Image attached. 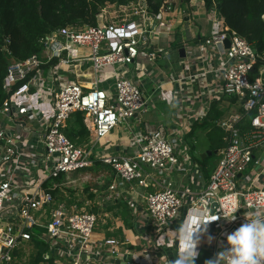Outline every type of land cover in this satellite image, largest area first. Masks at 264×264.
I'll return each mask as SVG.
<instances>
[{"label": "built area", "instance_id": "1", "mask_svg": "<svg viewBox=\"0 0 264 264\" xmlns=\"http://www.w3.org/2000/svg\"><path fill=\"white\" fill-rule=\"evenodd\" d=\"M166 1V7L153 16L147 0L108 4L96 14L95 25L52 29L41 37V50L23 59L13 58L4 46L10 60L0 104V264H16L19 250L31 244L33 227L42 229L39 239L47 245L44 257L51 264H119L116 239H92L99 220L91 210L94 200L57 199L52 191H61L60 184L44 186L52 176L80 172L95 160L110 166L117 180L107 187V202L116 200L118 185L145 189L144 208L136 220L146 236V247L126 250L120 264H169L167 251L176 255L184 247L176 229L189 217L203 214L205 205L214 219L201 225L206 231L198 235L220 224L219 251L226 247V235L239 227L240 212L249 213L245 214L249 219L261 211L264 216V186L254 184L264 170V49L223 28L221 19L213 20L207 35L187 51L204 66L202 73L183 72L166 80L174 84L180 79L209 78L210 87L202 92L209 106L224 98L237 105L215 122L225 142L217 164L207 181L198 172L194 182L186 181L177 189L147 190L192 164L185 137L191 124L207 114L198 107L185 117H172L169 126L150 125L142 118L152 106V98L144 94L147 68L168 55L167 48L155 46V36L170 30L176 1ZM119 66L123 68L117 70ZM106 67L111 69L102 73ZM77 69L91 71L90 86L74 79ZM46 72L53 75L48 84ZM108 78H113L111 90L101 86ZM155 78L159 98L178 109L183 102L179 87L169 92L163 78ZM74 112L82 113L86 144L71 141L65 133ZM119 126L131 136L127 154L92 151ZM249 166L255 168L253 176L247 172ZM234 208L236 218L226 219ZM30 249L32 253L33 246Z\"/></svg>", "mask_w": 264, "mask_h": 264}, {"label": "crops", "instance_id": "2", "mask_svg": "<svg viewBox=\"0 0 264 264\" xmlns=\"http://www.w3.org/2000/svg\"><path fill=\"white\" fill-rule=\"evenodd\" d=\"M173 7V11L171 12L169 17L170 30L168 34L161 33L160 35L155 36V46L167 48L168 55L164 59L162 57L157 58L155 61V65L147 68V75L144 77V94L145 96H149L150 98H152V106H149L148 111L143 114L142 118L150 125L164 124L166 126H169L171 124L170 120L172 117H185V114L187 112L190 113L193 110H196L198 107L202 108L203 111H206L208 114L212 108V105L215 104V108L221 111L220 116L214 120V122H216L220 120V118H222L223 116L227 115L229 111H234L237 108V105L233 106L228 102V99L224 98L221 100L212 101L209 106V104L206 102L208 98L202 95L203 90L210 87L206 85L209 82V78L206 80L202 77H195L190 80L180 79L179 81H175L174 84H169L166 80H168L170 77H174L175 75L176 78H179V76H181L183 72H188L190 74H199L200 72L202 73L204 66H202L200 62L198 64L195 63L193 60L194 58L190 57L187 51L192 49L190 48L192 44H194L195 42H199L203 39L204 36L207 35L208 31L212 26L213 20H220L221 18L215 10H209L205 8L201 0H190L183 7H180L179 4L175 2L173 4ZM199 10H203V12H205V19L193 20V17L197 15ZM172 43H177L178 46L173 47ZM180 48L184 49L183 56H181L178 52ZM189 61L192 62L190 66L186 64ZM89 72H91L89 69L88 72H84V70L77 69L75 71L74 79L80 84L88 87L90 86V81L92 79ZM104 72L105 71H102V73ZM148 72L150 73L149 76ZM156 76H159V78H163L165 82L164 86L167 90H171H169V92H172L173 90H175L176 92L179 87L183 94V102L178 106V109L175 108V105L169 104L165 100L159 98L158 91L155 89V86L153 84V80L156 79ZM112 84L113 78H108L101 82V86L106 87V89L110 90V86H112ZM209 90L211 93L212 90ZM217 103H222L223 106H229V108L227 109V111H223L221 107L217 106ZM206 115L204 118H206ZM169 116L171 118L168 119ZM204 118L200 121L194 122L191 125L193 126L196 123L201 122L202 120H204ZM116 129V133H110L100 141L101 145L104 147V154L124 155L129 152V143L131 136L128 130L124 129L121 126L117 127ZM199 129L201 128L197 127L195 132ZM195 132H193L194 136ZM193 133L192 135L188 134L185 137V143L188 146V150L186 151V153L188 157H190L189 161L191 160L192 164L187 165V169L185 172L173 173L170 176H166V181H164V183L161 180H158L155 182V184H153V186H149L147 190L153 191L156 189H162L166 186L173 189H177L180 184L186 183V181L194 182L197 179L198 172L202 173L199 168L198 162L194 160V154L196 150L195 146L192 145V140L194 139ZM87 140L88 131L81 144L86 143ZM206 151L207 150H205L204 152ZM98 161L99 160H95L94 163ZM88 168L82 171L83 173H86L87 176H89V174L91 173L95 174V171L98 172L97 174H102V172H105L102 169L89 170ZM259 171L260 170L257 168L256 172L258 173ZM247 172L248 174L253 176L255 173V168L249 166ZM205 180L207 181L208 178ZM112 181L115 183L117 182L115 177L112 179ZM254 184L255 186H264V170L260 171V174ZM244 185L246 186L247 183H244ZM105 191H107V188L102 190H97L95 188L94 190L91 189V191H89L86 195L88 199L94 200L92 210L99 216V220L92 234V239L94 241H102L106 238L116 239V241L118 242V244L116 245V249L119 252L118 257L121 260L126 250H129L130 252H135L145 249L146 247V236L143 235V230H139L136 220L138 219L140 213L139 210L142 211V209L144 208L145 189L138 187L134 184L127 183L118 185L116 187V195L118 193V196H116V200H121V202L123 204H126L130 209V213L127 216L128 220H123V212H121L119 207L113 205V202L116 200H114L113 202H107L101 197V193H104ZM90 194L92 196H90ZM245 214L249 215V213L245 211L240 212V215L242 216H240V218L236 220V223L239 226L244 223L246 219H249L248 217H245ZM256 216H263V211L259 212V214L250 216V218H254ZM219 226L220 224H214L213 226H211L208 234L204 235L205 237H203L202 240L198 242V252L200 248L207 249L210 254L208 259L212 258L213 255L220 250V242L222 241V230ZM232 231L233 230H231V232ZM209 235L213 237L211 242L208 241ZM30 245L32 247V244ZM30 245L19 250L22 251L24 254L21 258H19L17 254L16 264H23L24 261L25 264H27V261L29 260L30 255L32 254ZM167 252L170 260L174 261L176 255L171 253L170 251ZM26 257H28L27 260ZM46 261L48 262L47 264H51L52 262L51 259H47ZM119 261L118 259H116V263L120 264L122 262V260L120 262Z\"/></svg>", "mask_w": 264, "mask_h": 264}, {"label": "trees", "instance_id": "3", "mask_svg": "<svg viewBox=\"0 0 264 264\" xmlns=\"http://www.w3.org/2000/svg\"><path fill=\"white\" fill-rule=\"evenodd\" d=\"M130 0H0V104L5 98L2 91V80L10 57L3 50L4 46L11 52L15 59H23L32 54H37L41 50V37L52 29L64 26H93L96 24V14L108 4H125ZM190 0H178L180 7H183ZM207 9L215 10L220 16L223 28H228L229 32L245 38L254 44L256 48L264 49V0H201ZM149 15H157L166 5V0H147ZM173 47L178 46L172 43ZM221 114V111L212 105L210 112L201 122L192 126L189 135L195 132L196 128L206 129L205 135L208 138L206 150L219 152L225 142L224 132L214 122ZM249 116L245 117L248 123ZM247 128V126H244ZM243 127V128H244ZM65 133L68 138L81 144L87 135V129L83 123L81 112H74L68 120ZM206 155L203 159L198 158V165L205 179L209 178L212 171L207 165ZM105 171L104 182L98 186L99 190L107 188L115 177L110 166L101 162H95L90 168ZM84 171V170H82ZM80 171V172H82ZM96 173V171H95ZM65 179V174L60 173L49 178L44 186L61 184ZM57 199L64 198L63 194L56 188L52 191ZM90 196H92L90 194ZM67 202H70L67 200ZM113 205L119 207L122 219L128 220L130 209L121 200H116ZM92 210V209H91ZM93 211V210H92ZM42 229L33 227L30 229L31 244L33 252L27 264H47L44 257L47 245L39 239ZM19 251L18 257L23 256ZM210 254L205 248H200L199 255L195 258V264H203ZM175 260V258H174Z\"/></svg>", "mask_w": 264, "mask_h": 264}, {"label": "clouds", "instance_id": "4", "mask_svg": "<svg viewBox=\"0 0 264 264\" xmlns=\"http://www.w3.org/2000/svg\"><path fill=\"white\" fill-rule=\"evenodd\" d=\"M229 220L236 217L233 213ZM207 216V219L204 217ZM209 215V207L205 205L203 214L189 217L176 229L177 240L182 241L184 247L176 253L174 261L169 264H195V258L199 255L196 245L199 242V233L206 231L201 228L205 222L213 220ZM212 236H208L211 242ZM264 264V216H256L246 219L238 228L226 235V247L219 251L214 258L204 261V264Z\"/></svg>", "mask_w": 264, "mask_h": 264}, {"label": "rangeland", "instance_id": "5", "mask_svg": "<svg viewBox=\"0 0 264 264\" xmlns=\"http://www.w3.org/2000/svg\"><path fill=\"white\" fill-rule=\"evenodd\" d=\"M176 3H178V0H176ZM205 15L206 14H205V12H203V10H199L197 15L195 17H193V20L194 19L204 20ZM130 66H131V64H128V67H130ZM122 68H123V66H119V67H117V70L122 69ZM110 69L111 68L106 67V68H103L101 71H108ZM52 80H53L52 73L46 72L45 73L46 84H48ZM217 106L221 107L223 109V111H227V109L229 108V106H223L222 103H220V104L217 103ZM169 118H171V117L169 116L168 119ZM116 130L117 129L114 128L110 131V133H114V132L116 133ZM205 132H206V129L201 128L195 132V136L193 133L194 139L192 140V145L195 146L196 152H199V153L195 152V154H194V160L195 161H198V158H200V154L203 153L207 148L208 138L205 135ZM117 135H120V134H117ZM86 143H83V144H86ZM103 148L104 147L102 145L96 144L92 148V151L94 150L95 152H99V151L103 152L104 151ZM217 159H219V152L213 153V154L208 156L207 165H208L210 170H211V168H213L216 165ZM97 173L98 172L96 171L95 174L91 173V174H89V176H87L86 173H83V172H72V173L66 174L64 181L60 184V188H61L60 192L63 194L64 199L66 200L69 198H71V199L75 198L78 201L81 199L84 200L86 198L87 193L89 191H91V189L94 190L96 188L97 190H99L98 186H101L103 184L104 176L106 173L105 172H102V174H97ZM105 195H106V191L104 193H101V197L103 199H104ZM203 237H205V236L203 235V236L199 237V242L202 240ZM206 251H208V250L206 249ZM27 259H28V257H26V260ZM23 264H25V261Z\"/></svg>", "mask_w": 264, "mask_h": 264}, {"label": "water", "instance_id": "6", "mask_svg": "<svg viewBox=\"0 0 264 264\" xmlns=\"http://www.w3.org/2000/svg\"><path fill=\"white\" fill-rule=\"evenodd\" d=\"M225 45L228 46V41L225 42ZM178 52L180 53L181 56L184 55V49L183 48H180L178 50ZM213 153H217V151L215 150ZM211 154H212V152L210 150H207L206 152L200 154V158L203 159L206 155H211Z\"/></svg>", "mask_w": 264, "mask_h": 264}]
</instances>
